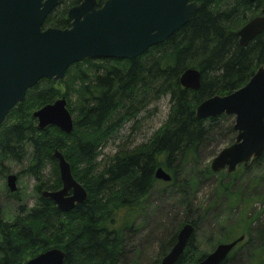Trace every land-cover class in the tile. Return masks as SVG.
Returning <instances> with one entry per match:
<instances>
[{
    "label": "trees",
    "instance_id": "trees-1",
    "mask_svg": "<svg viewBox=\"0 0 264 264\" xmlns=\"http://www.w3.org/2000/svg\"><path fill=\"white\" fill-rule=\"evenodd\" d=\"M81 1L59 0L43 27L68 28L71 23L68 10ZM196 1L200 6L188 23L144 54L131 60L102 59L99 64L86 58L67 69L77 67L82 90L80 103L73 109L76 117L72 133H64L55 126L41 131L33 117L36 109L56 97L54 79H41L8 112L0 126V175L7 173L6 160L28 159L23 171L36 179L37 199L32 207L22 206L11 220L0 213V264H24L48 250L53 237L64 231H69L65 235L67 239L54 246L66 251L65 264H159L187 222L194 225L195 231L176 264H189L196 258H193L197 253L195 232L213 205L198 209L191 192L201 180L216 174L208 168L201 171L198 163L204 147L212 143L217 148L231 144L236 131L232 116L203 119L196 117L195 110L207 98L230 94L243 87L264 64V30L247 46L239 44L237 34L247 21L261 13L264 0ZM84 63L89 65V70L80 68ZM187 68L201 71L198 91L180 83V76ZM162 96L170 99V113L148 146L118 152L97 172L102 146L149 102ZM56 148L69 162L73 163L75 156L93 173L90 186H84L91 196L88 194L86 202L68 213L61 212L51 199L42 195L44 189L62 187L58 163L53 158ZM50 163L55 173L45 179L44 170ZM262 164L264 155L250 163ZM250 165H240L241 169L238 167L231 174L238 176L240 170L246 171ZM160 166L171 175L169 182L155 177ZM224 172L218 173L215 195L229 200L232 207L243 201L250 204L254 196L244 200L242 189H232L237 177L233 179ZM72 173L75 176L73 170ZM157 188L162 196L175 189L178 201L171 209L176 212L181 208L183 218L179 220L180 216L175 213L174 217L163 219L161 214L166 207H159L154 216L149 215V196ZM9 196L20 199L18 191L10 192ZM245 211L233 226L225 231L221 229L228 242L245 234L244 240L222 264H264V226L256 221L258 218L254 222L249 211ZM147 227L150 230L142 238ZM149 237L157 244L156 258L150 261L143 256ZM206 255L201 253L196 263Z\"/></svg>",
    "mask_w": 264,
    "mask_h": 264
},
{
    "label": "water",
    "instance_id": "water-1",
    "mask_svg": "<svg viewBox=\"0 0 264 264\" xmlns=\"http://www.w3.org/2000/svg\"><path fill=\"white\" fill-rule=\"evenodd\" d=\"M253 2L259 0H251ZM59 0H0V126L8 112L22 102L27 91L41 79L60 80L67 69L89 59H127L144 54L163 43L186 25L200 6L196 0H82L68 10V28L46 27V18L57 8ZM264 30V5L261 13L247 21L237 32L239 44L247 46ZM185 88L198 91L201 71L187 68L180 76ZM197 118L233 116L235 140L212 159L214 173H234L240 165L264 155V64L241 88L226 95H214L195 110ZM41 131L55 126L73 132L74 117L67 99L61 97L33 112ZM57 160L62 187L43 190L57 208L68 213L88 199V191L72 173L70 162L59 149ZM155 177L169 182L171 175L162 167ZM18 176L7 175L11 193L18 191ZM195 227L185 223L177 241L159 264H176L184 253ZM245 234L231 242L219 243L196 264H222ZM66 251L55 247L29 259L24 264H65Z\"/></svg>",
    "mask_w": 264,
    "mask_h": 264
},
{
    "label": "rangeland",
    "instance_id": "rangeland-1",
    "mask_svg": "<svg viewBox=\"0 0 264 264\" xmlns=\"http://www.w3.org/2000/svg\"><path fill=\"white\" fill-rule=\"evenodd\" d=\"M92 60L98 64L102 62V59ZM80 68L89 70V65L84 63L81 64ZM92 77L93 76H91V78ZM77 79V67H71L68 71H66L65 76L62 79L55 80L53 84L57 90V94L56 97L53 98L52 102L58 98L65 97L67 99L68 109L73 115L74 119L76 114L74 113L73 109H75V107L80 103L82 97V90ZM44 84L45 83L42 85ZM69 104L71 107H69ZM170 108L171 103L169 97L162 96L152 102H149L135 117H132L130 120L124 123V125L111 138H109L106 144L102 146V153L97 159V172H101L104 169L105 163L109 159L113 158L118 152H129L137 147L139 149L144 144L145 146H148L146 144L150 143L153 134L168 120ZM228 145L230 144L219 146L217 148L216 145L212 143L211 145H207L206 148L204 147L201 158L202 160L198 163V168L201 171H204L206 168L211 170L210 166L212 159L220 152L221 149ZM218 149L220 150L214 154ZM73 158V163L70 161V164L77 180L80 179L81 183L85 187H88V185L90 186L93 180V173L89 171L90 167L87 168L86 164L82 163L75 156ZM27 165L28 159H24L22 162H17L14 160L5 161L7 173L5 175H0V213L3 214L5 219L11 220V218L19 213V210L22 206L32 207L36 204L37 181L34 177L23 171ZM239 169H241V167H239ZM10 173L16 174L18 176L17 186L20 199L9 196L10 192L7 187V175ZM54 173L55 171L53 165L51 163L48 164L44 170L45 179L53 177ZM218 173H214L215 175L209 177L210 179L201 180L200 182L202 183L197 186L196 190L191 192L194 205L198 209L200 208L201 210H205L212 205L213 206L212 209H210V212L205 215V218L201 219L199 222L195 232V245L197 246V253L193 258H196L189 264H196V259L201 253L209 254L219 243L228 242L227 238L225 237V233L221 229L223 228L225 231L227 228L233 226L239 220V216H242L243 213H246L245 210L249 211L252 219L254 218V222L260 221L262 226H264V164L250 165L246 171L240 170V172H238V176L236 175L235 177H233V174H230L232 175L233 179L237 177V179L234 181L235 184L232 188L233 191H240L242 189L244 200L252 198L253 196L258 198L257 200H254L253 197L252 201L249 202L250 204H246V202L243 201V203H239L237 206L232 207L230 206L229 200L221 197V195H215V190L219 180ZM224 173H226V171ZM227 180L229 179H225V181ZM159 189L160 188H157L155 192L149 196V215L154 216V213L159 210V207H166V209L161 214L163 219L174 217L173 215L175 213H178L180 216L179 220L183 218L185 214L183 210L179 208V206H177L179 209L176 212L173 210V208L171 209V206H174L178 201L175 189H171L169 191L170 194H167L166 196H162ZM86 190L88 191L89 196H91L92 193L90 190L88 188H86ZM162 203L164 206H161ZM149 230L150 228L147 227V229L142 232V238H145ZM67 234H69V231L56 234L53 237V240L49 242V249L55 248V243L64 242L67 239V236H65ZM256 240V236H254V241ZM152 241L153 238L149 237V240L144 244L143 247L144 259H147L148 261L156 258L157 255V244L153 243ZM38 253L39 249L36 251V254ZM88 264L95 263L91 262Z\"/></svg>",
    "mask_w": 264,
    "mask_h": 264
},
{
    "label": "flooded vegetation",
    "instance_id": "flooded-vegetation-1",
    "mask_svg": "<svg viewBox=\"0 0 264 264\" xmlns=\"http://www.w3.org/2000/svg\"><path fill=\"white\" fill-rule=\"evenodd\" d=\"M9 190V189H8Z\"/></svg>",
    "mask_w": 264,
    "mask_h": 264
}]
</instances>
